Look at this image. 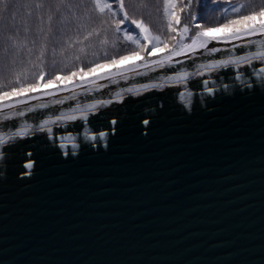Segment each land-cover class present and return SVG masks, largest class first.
I'll return each mask as SVG.
<instances>
[{
  "label": "water",
  "instance_id": "obj_1",
  "mask_svg": "<svg viewBox=\"0 0 264 264\" xmlns=\"http://www.w3.org/2000/svg\"><path fill=\"white\" fill-rule=\"evenodd\" d=\"M239 43L0 112V134L32 125L0 148V264H264V64L200 68ZM99 99L96 141L39 130Z\"/></svg>",
  "mask_w": 264,
  "mask_h": 264
},
{
  "label": "rangeland",
  "instance_id": "obj_2",
  "mask_svg": "<svg viewBox=\"0 0 264 264\" xmlns=\"http://www.w3.org/2000/svg\"><path fill=\"white\" fill-rule=\"evenodd\" d=\"M178 1L177 14L180 23L174 25L177 31H182L184 25L191 23V15H195L197 22L211 29L207 33L209 37L231 36L241 27L261 22L260 18L256 17L243 25L219 27L218 25L226 18L230 19L234 16L223 17L218 11L219 5L225 3V0H220L219 4H214L211 0H191L190 10L185 7L188 0ZM235 2L239 3L243 0H231V3ZM161 7L162 0H125V8L131 19L141 21L151 32L161 35L165 41H168L166 46L156 49L149 57L147 52L132 55L133 52L139 53L140 49L129 46L116 35L115 27L118 21L112 16H95L88 0H63V2L61 0H0V39L7 40L8 49L4 63L0 64V69L3 71L0 92L9 91L12 87L19 89L20 84L26 85L23 90L0 96V104L13 105L0 109V112L46 101L107 79L147 69L143 67L145 61H158L168 56L172 51L173 43H176L169 38L175 36L176 32L169 31L162 18ZM180 8H184V11H179ZM201 16H203L202 20ZM194 31L196 30L193 28L192 32ZM179 39L180 37L177 36L176 40ZM183 43L189 44L191 40L185 38ZM122 56L126 58L120 59ZM181 56L183 55L175 56L172 60ZM113 58L115 63H105ZM95 64L101 66L94 67L90 72L87 71ZM80 68L85 70L81 72ZM41 71L46 73L44 80L39 79ZM71 72H75L76 75H68ZM114 72L118 74L111 75ZM101 75H107L108 78L97 80L96 83H87ZM17 77L19 84L16 83ZM53 77L54 83L46 82ZM33 84L35 86H28ZM76 84L82 86L73 87ZM62 88L68 90L60 91ZM49 91L56 94L43 95ZM31 96L38 98L29 99ZM21 99L25 103L16 105V101Z\"/></svg>",
  "mask_w": 264,
  "mask_h": 264
},
{
  "label": "snow or ice",
  "instance_id": "obj_3",
  "mask_svg": "<svg viewBox=\"0 0 264 264\" xmlns=\"http://www.w3.org/2000/svg\"><path fill=\"white\" fill-rule=\"evenodd\" d=\"M63 2V0H61ZM214 4H219L220 0H211ZM93 3L96 7V9H99L103 11L104 9L112 10L113 4L107 2V0H93ZM115 3L118 5L119 13L122 14V19H120L117 22V31H121L120 25L124 24L125 22H129L131 25H134L136 29H139V33H137V39H134L131 35H129L127 38L129 40H133L134 43L137 44V47L140 49V52H133L132 55L141 54L143 52H147L148 56L151 57L153 53L156 51V49H159L161 47H164L167 45L168 41L162 40L159 36H153L148 28L145 27V25L137 20V19H131L129 16V12L125 8V0H115ZM225 3L228 4L231 7V10L235 15L232 18H226L222 23H220L219 27H228L229 25H236L241 24L243 25L247 21H252L254 18L259 17L261 22L259 24H251L247 27H241L238 31L234 32L231 36L227 37H209L207 33L211 30L210 28H207L204 26V24L197 22V17L195 15H191V23L184 25L182 31H177L174 25H178L180 23V19L177 15V3L175 0H164V10L165 15L168 19V29L170 32H176L175 36H171L169 39L171 41H176V43H173L172 45V51H170L168 56L162 57L158 61H145L143 64V67H157V68H163L166 65L171 67L172 65V59L175 56L185 55L186 53L195 54L198 49H205L208 50V45L212 43L213 41L220 43H232L234 41H240L239 44H233V48L239 47L243 49H250L254 47V50L251 51H245L243 54L240 55H230L227 59H217L213 61L210 64H201L200 68L203 69L207 67L209 70H214L218 68H227L229 65H235L238 67L243 65L251 66L253 61H260L262 64H264V41L261 42V46H254L252 38L253 37H264V0H243V2L238 4H232L231 0H225ZM39 6V5H38ZM186 8L189 10L191 9V0H188L187 5H185ZM179 11L183 12L184 8H180ZM224 12H228V7L224 8ZM113 15H116V12L112 13ZM200 19H203V16L200 17ZM195 29L196 31L192 32V29ZM125 31H128L127 29ZM191 32V35L189 36V33ZM180 37L179 41L176 40V38ZM140 38L144 41V43L140 42ZM185 38H189L191 40V43L184 44L183 41ZM87 39V37H86ZM148 42H151L150 45ZM7 40L0 39V49H2V52H0V64H3L5 61V58L7 56L8 49L6 47ZM177 45L179 47L177 48ZM210 53L214 54L216 52H220V48H212L209 50ZM227 51L231 52L232 49H228ZM126 57H120V59H125ZM115 58H113L110 61H105V63H115ZM100 64H95L92 67H89L87 71H92L94 67H100ZM85 69L80 68L79 71L83 72ZM127 70V69H126ZM125 70V71H126ZM253 71L256 73L257 76H264V67H260L258 70L253 69ZM117 72L112 73L111 75H117ZM199 75L203 76L204 72L199 71ZM46 73L41 71L39 73V79L44 80ZM68 75H76L75 72L68 73ZM177 75L181 80L186 81L189 77V73L186 71L178 72ZM3 78V71L0 69V79ZM107 75H101L98 78H95L93 80L88 81L87 83H96L97 80H104L107 79ZM176 77H169V79H174ZM237 80H240V75L237 74L236 76ZM48 83H54L55 78L47 80ZM16 83L19 84V78L17 77ZM205 85H207L208 81L205 80L203 82ZM26 85L20 84L19 89L16 87H12L9 91H3L0 92V96H7L10 94V92L23 90ZM29 87L35 86L28 85ZM82 85L76 84L73 85V87H81ZM162 84H146L143 85L144 88H158L162 87ZM248 87H252V84H248ZM67 88H62L60 91H67ZM99 90V86L97 88ZM129 92L132 91L131 88L128 89ZM211 93V89L208 90ZM56 93L54 92H47L43 95L45 96H53ZM120 93H117V96H119ZM182 96V94H181ZM36 96H31L29 99H37ZM25 103L24 100H17L16 105ZM56 103H62L61 101L57 100ZM113 103L112 100H103L99 99L96 100L94 103L87 104L84 109H79V106H77L76 109H72V114H66L65 112L61 111L59 115H56L54 119L51 117L43 119L42 123L39 124V130L40 131H47V133L51 134L53 132L52 127H45L46 125L52 124L56 125L58 122H71L74 123L77 120H80L83 124V127L81 128L82 134L91 141H96L98 139L97 135L90 134L87 131L88 122H89V115H95V110L98 109L100 106H107L109 104ZM13 105L4 103L0 104V109L3 108H9ZM41 108H47V104H41ZM79 109L80 115H76L75 112ZM32 111H35L32 109ZM18 115L23 117L25 115L24 111H19ZM11 119L9 116H5V120ZM117 121L115 119L111 120V124L115 125ZM147 123V121H145ZM32 125H27L26 127L19 128L15 132H12L11 135L5 136L3 134H0V148H2L4 145L8 144L10 141L14 140L17 137L23 138L24 136L28 135L29 131L31 130ZM107 133L100 132L99 133V139L104 140ZM51 138V137H49ZM65 139H72V137L66 136ZM61 147H64V145H61ZM73 148L78 147V145L74 142L72 144ZM67 154V153H65ZM0 155H2V152H0ZM27 167L30 169L32 167V164H27Z\"/></svg>",
  "mask_w": 264,
  "mask_h": 264
},
{
  "label": "trees",
  "instance_id": "obj_4",
  "mask_svg": "<svg viewBox=\"0 0 264 264\" xmlns=\"http://www.w3.org/2000/svg\"><path fill=\"white\" fill-rule=\"evenodd\" d=\"M88 1L90 2L92 8L94 9V10H93V13L95 14V16H96V15H97V16H98V15H99V16H104V17H105V16H112V17H113L115 20H117V21H119L120 19H122V14L119 13V8H118V5L115 3V0H107V2L113 4V8H112L111 11L108 10V9H104L103 11H101V10H99V9H96V7H95V5H94V3H93V0H88ZM102 2H103V0H102ZM175 2L177 3V6H178L179 1H178V0H175ZM239 3H241V2H239ZM232 4H238V2H235V3H232ZM225 7H228V12H224V8H225ZM217 10H218V9H217ZM218 11L221 12V14H222L223 17H229V16H232V15H235V13L232 12L231 7H230L228 4H226V3H222L221 5H219V10H218ZM113 12H116L117 14H116V15H113V14H112ZM177 13H178V10H177ZM94 14H93V15H94ZM161 15H162V18H163L164 22H165V23L167 24V26H168V19H167L166 15H165V10H164V0H162ZM177 15H178V14H177ZM119 27L121 28V31H117V26L115 27V33H116V35H118V36L120 37V39H121L122 41H124L126 44H128L129 46H132V47H134L135 49H139V48L137 47V44L134 43L133 40H129V39L127 38L129 35H131L134 39H137V38H138V37H137V33H139V29H136L134 25H131V24H130V21H129V22H125L124 24L120 25ZM126 29H127L128 31H125ZM149 31H150V30H149ZM150 32H151V31H150ZM151 34H152L153 36H159L162 40H164L163 37H162L161 35H159V34H155V33H153V32H151ZM140 42H141V43H144V41L142 40V38H140ZM148 43H149V45H150L151 42H148ZM50 57H51V59H53L52 56H50ZM58 58H59V57H57V59H58ZM57 59H56V60H57Z\"/></svg>",
  "mask_w": 264,
  "mask_h": 264
},
{
  "label": "bare ground",
  "instance_id": "obj_5",
  "mask_svg": "<svg viewBox=\"0 0 264 264\" xmlns=\"http://www.w3.org/2000/svg\"><path fill=\"white\" fill-rule=\"evenodd\" d=\"M258 38V37H257ZM228 46V45H230V43H228V44H226V43H216V42H212V43H210L209 45H208V50H210V49H212V48H221V47H225V46ZM205 51H207V50H205V49H198L197 51H196V53L195 54H191V53H188L187 55H183V56H181V57H187V56H192V55H197V54H200V53H203V52H205ZM179 58V57H178ZM112 79H114V78H111V79H107L106 81H109V80H112ZM100 83V82H99ZM85 88V87H84ZM73 92V91H72ZM66 94H68V93H65V94H61V95H58V96H62V95H66ZM58 96H56V97H58ZM38 102H41V101H38ZM34 103H37V102H34ZM27 105H29V104H26L25 106H27Z\"/></svg>",
  "mask_w": 264,
  "mask_h": 264
}]
</instances>
